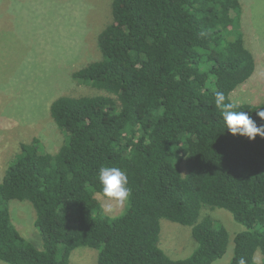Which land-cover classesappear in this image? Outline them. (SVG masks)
Returning <instances> with one entry per match:
<instances>
[{"label":"trees","instance_id":"16d2710c","mask_svg":"<svg viewBox=\"0 0 264 264\" xmlns=\"http://www.w3.org/2000/svg\"><path fill=\"white\" fill-rule=\"evenodd\" d=\"M111 11L97 36L100 58L71 74L100 93L53 100L65 143L54 153L37 137L22 143L0 180V261L70 264L84 246L98 250L96 264H211L226 252L228 231L200 218L207 206L244 227L229 264H258L257 250L263 263L264 138L230 134L214 104L216 91L231 100L256 65L240 0H112ZM239 104L264 124L256 115L264 103ZM104 166L128 176L116 216L98 201ZM11 200L31 203L41 248L12 223ZM161 219L190 227L196 247L187 257L159 246Z\"/></svg>","mask_w":264,"mask_h":264},{"label":"rangeland","instance_id":"374dc122","mask_svg":"<svg viewBox=\"0 0 264 264\" xmlns=\"http://www.w3.org/2000/svg\"><path fill=\"white\" fill-rule=\"evenodd\" d=\"M112 0H0V180L22 143L39 139L40 148L54 153L66 133L50 116L49 106L62 96L96 95L98 90L77 84L73 71L100 57L99 32L112 21ZM244 43L255 59L248 81L230 95L237 103H264V0H240ZM15 157V156H14ZM13 157V158H14ZM104 213L121 214L124 207L100 196ZM127 202V201H126ZM111 203L112 210L105 205ZM203 206L200 218L211 216L228 231L224 255L211 264H229L233 237L244 227L223 208ZM7 209L20 234L41 248L34 225L35 211L27 200H11ZM159 246L172 259L187 257L196 247L190 227L161 219ZM98 250L76 247L70 264H96ZM254 259L264 264L257 250ZM0 264H8L0 261Z\"/></svg>","mask_w":264,"mask_h":264},{"label":"clouds","instance_id":"9594fccd","mask_svg":"<svg viewBox=\"0 0 264 264\" xmlns=\"http://www.w3.org/2000/svg\"><path fill=\"white\" fill-rule=\"evenodd\" d=\"M214 104L223 128L230 134L240 135L248 140H254L257 136L264 138V124L257 126L250 114L243 111L239 103L229 100L223 92L214 93ZM256 115L264 120V109L258 110ZM97 179L102 186L103 196L114 201L116 206L124 207L131 193L127 174L119 167L104 166L98 170ZM105 210L111 211L112 204L105 205ZM238 264H246L245 259L241 257Z\"/></svg>","mask_w":264,"mask_h":264}]
</instances>
